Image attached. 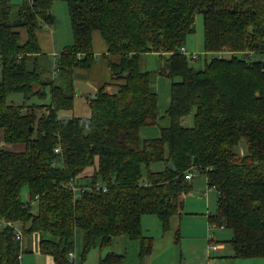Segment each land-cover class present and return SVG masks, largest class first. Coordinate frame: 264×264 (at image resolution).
Segmentation results:
<instances>
[{"label": "trees", "instance_id": "trees-1", "mask_svg": "<svg viewBox=\"0 0 264 264\" xmlns=\"http://www.w3.org/2000/svg\"><path fill=\"white\" fill-rule=\"evenodd\" d=\"M55 1L0 0V264H21L23 235L33 232L58 264H77L122 235L149 255L154 238L143 232V216L157 215L168 230L197 174L218 191L208 218L232 230L230 256L264 257V0H64L73 41L45 71L39 32L51 27ZM198 14L206 52L231 53L206 56L201 67L182 50ZM95 31L115 83L89 99L91 115L61 118L75 104L76 70L97 60ZM147 52L159 53L156 69L141 68ZM154 73L171 79L163 115ZM15 92L21 102L9 101ZM161 119L158 136L142 137L143 126ZM123 258L109 250L99 264Z\"/></svg>", "mask_w": 264, "mask_h": 264}, {"label": "crops", "instance_id": "crops-1", "mask_svg": "<svg viewBox=\"0 0 264 264\" xmlns=\"http://www.w3.org/2000/svg\"><path fill=\"white\" fill-rule=\"evenodd\" d=\"M56 33V32H55ZM51 36L50 31H42L39 34L41 38V45L44 51H47L51 54L58 53L56 47V38ZM23 38H25V28L22 30ZM94 50L97 57L96 62L90 68H80L76 70L75 77V86H76V96L75 104L73 108L61 109L58 114L61 118H72L74 116H83L91 115V106L89 99L95 96L99 88L105 83H115L112 78V71L109 66L108 59L104 56L107 53L108 47L106 41L103 39L99 31H95L93 35ZM69 44L68 42L65 43ZM62 45V44H61ZM60 45V47H61ZM61 51V50H60ZM153 64L155 69L160 64V58L158 52H147L141 56V68L150 69V64ZM153 78V87L158 92H164V101L162 108L159 107L160 115L165 113V110L168 108L170 103L171 96V82L170 80L159 73H154ZM166 119H161L160 124L145 125L141 128V135L144 138L156 137L161 132L162 123H166ZM165 125V124H164ZM160 165L155 169H163L165 162H158ZM205 177L204 180L201 178ZM192 182L191 189L195 185L202 187L205 191L206 198L209 197V192L213 191L214 187L208 188V180L206 175L197 174L190 178ZM89 181V179H87ZM209 189V190H208ZM208 190V191H207ZM217 190V189H216ZM207 191V193H206ZM191 192V191H190ZM189 192V193H190ZM185 198V203L183 207V213L181 215L176 214L172 216L171 226L168 230H164L161 220L157 217H147L149 221L153 223L154 230L153 232L147 231V235L152 236L154 239V248L152 253L149 255L142 256L140 255V245L139 241L136 239L129 238L128 236L122 235L119 237V242L121 248L114 250L116 252L122 253L124 255L122 264H176L179 259L178 264H264V257H245L239 258L230 256L233 253V247L231 244L219 242L217 231L208 232V243L206 238L203 236V248L202 251L198 254L197 258H191L189 260V250L185 247H188L186 244L183 247V234H182V218H184L185 207L188 203V195ZM218 194V191H217ZM202 197V196H201ZM193 207L196 206L194 200H190ZM199 214L205 216L206 221L209 222V214L214 213L211 208H206L201 201ZM205 210V212H204ZM196 213V212H194ZM147 214L143 216V227L146 220ZM160 221V224H159ZM199 225H202V222H199ZM212 226V225H210ZM142 227V228H143ZM224 229L225 226L219 225ZM179 228V231L177 229ZM219 229V228H215ZM219 229V230H221ZM210 230V229H209ZM144 232V229H143ZM82 230L79 229L77 232L78 254L81 252L82 248ZM162 234V235H161ZM28 235L24 234L22 238L23 254L21 257V264H58L52 258L51 255L45 254L40 250V240L42 234L39 232H33ZM46 235V234H45ZM161 235V236H158ZM211 243L218 244V248H211ZM174 244L178 246H174ZM180 246V247H179ZM175 248L173 252L172 249ZM207 249V254H206ZM223 250L222 252H218ZM179 252V253H178ZM205 252V253H204ZM213 253H217L212 255ZM101 255V253H100ZM77 264H81L80 259H77Z\"/></svg>", "mask_w": 264, "mask_h": 264}, {"label": "rangeland", "instance_id": "rangeland-1", "mask_svg": "<svg viewBox=\"0 0 264 264\" xmlns=\"http://www.w3.org/2000/svg\"><path fill=\"white\" fill-rule=\"evenodd\" d=\"M14 4H20L23 0H11ZM51 14H52V22H51V27L48 28L47 26L43 28L42 31H50L51 36H54L55 33V38H56V47L58 53L60 50H62V47L65 45V43H72L73 41V31L71 27V18L69 15V10H68V5L64 0H56L51 7ZM49 26V25H48ZM24 30V28H21V31ZM39 32V34H40ZM25 39H26V30H25ZM41 41V38H40ZM62 44V45H61ZM61 45V47H60ZM185 46L188 50V52H194V55L196 58L194 59L193 63L197 67H201L204 64L205 57L208 56V58L212 57L213 54H218V55H223V56H229L231 53L226 52V51H209L206 52L204 49V21H203V15L198 14L196 18V29L190 33L187 37ZM46 54L44 55L43 58V67L45 71H52L54 68V59H56V56L53 54L45 51ZM240 53V52H239ZM198 54V55H196ZM150 69H155L154 65L151 63L150 64ZM0 77H1V65H0ZM169 79V78H168ZM171 82V79H169ZM23 99V94L20 92H15L9 94V101L13 102H21ZM33 101L38 100L36 97L32 98ZM163 101H164V92L159 91V107L162 108L163 106ZM194 113H190L187 116H185V124L186 125H192L194 122ZM242 145V144H241ZM5 146L3 140H1L0 137V148ZM159 163H154L153 168H158ZM202 180L205 179V177L201 178ZM202 187H198L197 185L194 186L193 189H191V192L188 195V203L187 206L185 207V211L187 213H184V218H182V234H183V247H185L184 244H186L188 247H185L189 250V260L191 258H197L198 254L202 251L203 248V239L202 237L204 236L206 238V241L208 243V232L211 231H217L218 233V238L220 239L219 242L227 243L229 245L230 243L226 241L232 236V230L228 227H225L224 229H221L222 227H219L217 224H211L210 226L209 222L206 221L205 216L203 214H199L201 212L200 205L202 204L201 201L203 202V205L206 208H211L212 211L216 212L217 211V206H218V194L217 190L214 189L213 191L209 192V197L206 198L205 191L201 189ZM22 196L24 199L28 197V187L25 186L22 190ZM202 196V197H201ZM190 200H194L196 202V206L193 207L191 205ZM37 209V203L34 204L33 210ZM196 212V213H194ZM205 212V210H204ZM146 220L144 223V233H147V231L153 232L154 227L153 223L147 219V217H157L155 214H147ZM158 219V217H157ZM199 222H202V225H199ZM160 224V221H159ZM219 228V229H215ZM210 229V230H209ZM27 235V234H26ZM162 235V234H161ZM158 235V236H161ZM31 237L30 235H28ZM120 237V236H119ZM119 237H116L114 240V243L112 246L104 248V249H99V248H94L92 249L85 260H81V264H99V258H100V253L102 255H105L109 250H118L121 248V244L119 242ZM174 246H178L174 244ZM180 247V246H179ZM172 251H175V248L172 249ZM223 250H220L218 252H222ZM179 253V252H178ZM205 253V252H204ZM206 254H207V249H206ZM217 254L213 253L212 255ZM178 261L176 264H178Z\"/></svg>", "mask_w": 264, "mask_h": 264}, {"label": "built area", "instance_id": "built-area-1", "mask_svg": "<svg viewBox=\"0 0 264 264\" xmlns=\"http://www.w3.org/2000/svg\"><path fill=\"white\" fill-rule=\"evenodd\" d=\"M182 50H183L184 52H188V50H187V48H186L185 46L182 47ZM59 149H60V147H57V148H56V150H59ZM191 176H192L191 174L188 175V177H191ZM75 183H77V182H75ZM75 183H74V181L72 180V181L70 182V185H71V187H72V190H74V191L77 192V188H78V186H77V184H75ZM3 222H4L5 225H11V224H14V222H12V221H8V220H7V221H3ZM15 229H16V232H17V236H18L19 238H21L22 235H23V230H22V228H21L20 226L15 225ZM210 247H211V248H218V244H216V243H211Z\"/></svg>", "mask_w": 264, "mask_h": 264}]
</instances>
